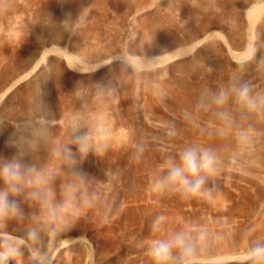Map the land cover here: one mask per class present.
Wrapping results in <instances>:
<instances>
[{"label":"rangeland","instance_id":"obj_1","mask_svg":"<svg viewBox=\"0 0 264 264\" xmlns=\"http://www.w3.org/2000/svg\"><path fill=\"white\" fill-rule=\"evenodd\" d=\"M193 145L203 190L158 186ZM5 162L34 185L2 264H152L178 232L191 264H264V0H0Z\"/></svg>","mask_w":264,"mask_h":264},{"label":"clouds","instance_id":"obj_2","mask_svg":"<svg viewBox=\"0 0 264 264\" xmlns=\"http://www.w3.org/2000/svg\"><path fill=\"white\" fill-rule=\"evenodd\" d=\"M249 89L247 85L241 86L239 96L248 98ZM249 106L252 101L249 99ZM81 150L84 146L81 144ZM215 153L209 149L199 146L185 148L180 156L179 162H171L168 175L158 182V186L168 184L177 192L185 194H198L203 190L206 178L215 171ZM29 169L23 168L19 162H5L0 164V179H3L6 188L0 190V217L12 212L23 216L19 202L10 199L11 195H19L24 187L34 185L33 179L28 175ZM36 199H43L40 191L31 193ZM162 219V218H159ZM155 229V225H153ZM35 236V233H31ZM253 253L264 258V247H256ZM194 254L192 243L186 239L183 233H176L171 239L156 240L148 248V255L152 264H191ZM2 264V260H0Z\"/></svg>","mask_w":264,"mask_h":264},{"label":"bare ground","instance_id":"obj_3","mask_svg":"<svg viewBox=\"0 0 264 264\" xmlns=\"http://www.w3.org/2000/svg\"><path fill=\"white\" fill-rule=\"evenodd\" d=\"M219 143H221V145L224 147V149H225L226 151H229V150L232 151V149L234 148L233 143H222L221 141H219ZM30 189H31V188H30ZM33 189H36V187H33ZM30 195H31V194H30ZM12 196L20 197L21 194H19V195H11V194H10V197H12ZM32 199H33V198H32Z\"/></svg>","mask_w":264,"mask_h":264}]
</instances>
